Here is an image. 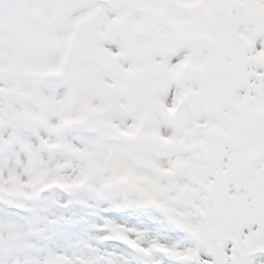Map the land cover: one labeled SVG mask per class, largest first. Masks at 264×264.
<instances>
[{
    "label": "snow or ice",
    "instance_id": "snow-or-ice-1",
    "mask_svg": "<svg viewBox=\"0 0 264 264\" xmlns=\"http://www.w3.org/2000/svg\"><path fill=\"white\" fill-rule=\"evenodd\" d=\"M0 264H264V0H0Z\"/></svg>",
    "mask_w": 264,
    "mask_h": 264
}]
</instances>
